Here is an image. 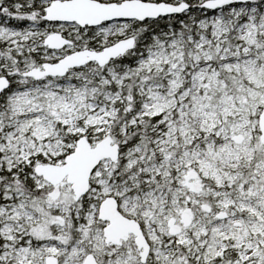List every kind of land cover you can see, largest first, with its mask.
Returning <instances> with one entry per match:
<instances>
[{"label": "snow or ice", "instance_id": "6c2138e0", "mask_svg": "<svg viewBox=\"0 0 264 264\" xmlns=\"http://www.w3.org/2000/svg\"><path fill=\"white\" fill-rule=\"evenodd\" d=\"M0 264H264V0H0Z\"/></svg>", "mask_w": 264, "mask_h": 264}]
</instances>
